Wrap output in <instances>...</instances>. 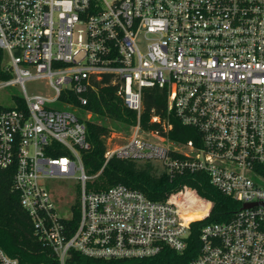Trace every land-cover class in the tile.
<instances>
[{"label":"built area","instance_id":"2783aa9c","mask_svg":"<svg viewBox=\"0 0 264 264\" xmlns=\"http://www.w3.org/2000/svg\"><path fill=\"white\" fill-rule=\"evenodd\" d=\"M0 49L13 76L0 90L24 93L0 106V170L12 172L56 264L71 252L132 260L166 250L175 264H264V0H0ZM38 79L50 90L30 95L26 82ZM98 85L118 87L138 122L127 142L108 149L97 178L112 158L158 164L166 174L205 175L240 204L229 220L201 228L192 258L191 225L211 213L197 189L185 185L162 201L123 184L86 190L82 155L91 144L73 110ZM152 88L167 93L166 117L145 129L143 92ZM171 116L192 138H169ZM75 179L82 191L69 206L51 183ZM0 264L21 263L0 247Z\"/></svg>","mask_w":264,"mask_h":264},{"label":"trees","instance_id":"16d2710c","mask_svg":"<svg viewBox=\"0 0 264 264\" xmlns=\"http://www.w3.org/2000/svg\"><path fill=\"white\" fill-rule=\"evenodd\" d=\"M3 52L0 49V80L12 79V74L2 70ZM109 80V77L105 81ZM88 105L86 112L92 113L90 119H82L88 132L91 144L89 151L83 152L82 158L88 173L98 174L105 163L108 151L107 139L112 130L108 121L117 128H131L138 122L137 114L128 109L118 95V87L100 86L90 89L86 94ZM64 99V97H63ZM19 107L23 101L19 100ZM79 106V102H73ZM143 112L141 125L145 129H154L158 124L152 118L166 117L167 93L157 88L145 89L143 92ZM174 128L168 134L171 140L185 141L195 134L191 128L183 126L174 116L170 117ZM101 183L95 191H104L110 187L123 184L144 193L149 199L162 201L172 191L185 185L197 189L200 196L211 203L210 216L203 220H196L191 225L189 251L187 259L197 254L201 228L208 223L223 222L233 217L240 208V204L215 189L201 174H157L150 163L138 164L133 161L112 158L98 176ZM198 179H201L200 182ZM194 218L200 213L195 212ZM78 214L76 215V219ZM0 247L10 256L17 258L21 264L55 263V254L49 245L41 242L36 236L33 224L27 213L22 209L18 194L13 190V175L10 171L0 170ZM196 253V254H195ZM180 263L178 255L165 251L155 258L132 260H102L87 257L78 252H71L66 264H175ZM56 264V263H55Z\"/></svg>","mask_w":264,"mask_h":264},{"label":"rangeland","instance_id":"374dc122","mask_svg":"<svg viewBox=\"0 0 264 264\" xmlns=\"http://www.w3.org/2000/svg\"><path fill=\"white\" fill-rule=\"evenodd\" d=\"M5 65H9V59L6 57L4 60ZM26 89L27 92L30 95H34L38 92H47L50 90L47 87V80L45 79H38L34 81H27L26 82ZM17 97H24V93L19 85H11L8 86L2 90H0V106L3 107H13L15 105V98ZM73 112L79 116L80 118H86L90 119V117L86 116L87 113L84 109H78L73 110ZM108 126L111 128L112 132L110 136L107 139L108 149H115L120 145H123L127 140L130 138V136L133 133V127L131 128H124L115 126L112 122L108 121ZM151 164V163H150ZM157 174H161L163 172V168L158 164H151ZM89 180L86 183V190L88 192L95 190L96 187L101 183V180L97 178L95 175L90 174ZM77 176H80V173H77ZM51 186L54 188V191H56V195H68L67 201L63 199H58L57 197V203L60 204L61 202H68L69 206L74 203L75 198H72V196L77 197L76 201H79V195L82 191V184L77 179L75 180H69V181H53L51 183ZM71 196V197H70ZM60 200V201H59ZM64 208L67 209L66 206ZM69 213H66L64 211H61V215H68Z\"/></svg>","mask_w":264,"mask_h":264}]
</instances>
